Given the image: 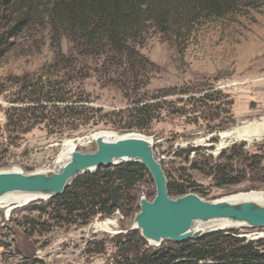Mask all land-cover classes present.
Returning <instances> with one entry per match:
<instances>
[{
    "label": "rangeland",
    "instance_id": "374dc122",
    "mask_svg": "<svg viewBox=\"0 0 264 264\" xmlns=\"http://www.w3.org/2000/svg\"><path fill=\"white\" fill-rule=\"evenodd\" d=\"M247 1L240 4L234 13L201 21L189 35L177 41L151 32L139 46L140 52L158 67L150 79L149 90L176 87V91L188 88L196 94L210 89L217 91L214 94L216 100L207 102V106L177 102V107L187 112L175 117L166 116L148 132L120 131L97 125L89 128L82 125L77 130H69L63 126V119L52 128L43 124H27L22 128L7 126L10 119L15 120L16 112L12 107L17 104H12V101L24 96L23 83L39 78L46 81L48 77L61 83L68 79L67 75L62 76L63 63L56 58L46 26L23 31L12 40L10 50L0 56V171L32 173L52 170L55 169L53 162L61 149V142L65 139L99 129L134 131L151 137L155 156L162 167L178 179L183 177L193 182L201 192H190L203 199H222L250 190L264 191V136L250 141L227 139L218 149L221 132L264 117V0ZM5 24V21H0V33L4 32ZM61 48L69 54L71 43L68 39L62 38ZM89 73V77L76 80L73 86L76 91H85L89 105L101 106L104 110L124 107L126 98L119 88L107 83L93 70ZM181 96L185 97L177 94L171 98ZM213 116L216 117L214 120ZM211 127L213 129L209 130ZM234 144H242V147L232 153L229 148ZM94 147V143H88L77 148L88 152ZM190 147L199 148L198 152L209 156L213 162L226 150L221 160L223 163L230 156L245 151L249 158L248 172L243 173L240 170L243 166H237L232 175L242 177L244 174L241 181L218 186L208 164L198 163L204 170L190 168V160L195 154L191 153L187 161L184 152ZM136 193L138 200L133 204L132 213L127 215L118 209L108 217L95 216L85 225L67 224L53 218V205L47 207L46 212L40 211L38 206L51 198L29 201L28 205L15 207L8 213L0 207V264H21L17 255L34 261L36 251L43 257L41 264H124L123 246L116 245V239L132 229L139 199L151 200L154 197L152 178L142 180L136 186ZM258 202L264 205V200ZM106 219L115 220L112 230L94 228L95 223ZM218 222L204 224L213 226ZM231 229L246 241L264 240V227L236 226ZM166 242L155 246L145 240V247L158 248ZM9 243L14 244V250L4 252ZM254 244L264 249V244Z\"/></svg>",
    "mask_w": 264,
    "mask_h": 264
},
{
    "label": "trees",
    "instance_id": "16d2710c",
    "mask_svg": "<svg viewBox=\"0 0 264 264\" xmlns=\"http://www.w3.org/2000/svg\"><path fill=\"white\" fill-rule=\"evenodd\" d=\"M246 2L0 0V21L6 22L4 32L0 33V56L10 50L12 40L23 31L46 26L56 58L63 63L62 76H68L63 83L49 77L46 81L39 78L23 83L24 96L12 101V104H17L12 107L16 112L15 120L10 119L7 126L22 128L27 124H43L52 128L63 119V126L69 130H77L82 125H87V128L97 125L120 131L148 132L166 116L175 117L187 112L177 107V102L207 106V102L216 100L214 94L217 91L214 89L200 94L188 88L176 91V87L149 90L150 79L158 67L140 52L139 46L151 32L177 41L189 35L201 21L234 13L240 4ZM62 38L71 43L69 54L62 51ZM90 70L121 90L126 98L124 107L104 110L101 106L89 105L85 91L73 88L76 80L82 81L90 76ZM177 94L185 97L171 98ZM215 118L212 117L213 120ZM241 145L234 144L229 151L233 153ZM198 149L190 147L184 150L187 161L191 153L195 154L190 160V168L199 169L198 163L201 162L208 164L218 186L241 181L244 174L242 177L232 175L237 166H243L240 169L243 173L248 172L249 158L245 151L230 156L223 163L221 160L226 150L213 162ZM164 171L171 196L200 191L189 179H178L166 169ZM145 178H151L148 170L136 161L99 166L93 172L77 175L63 193L38 208L46 212L47 207L53 205V218L67 224L85 225L95 216L108 217L118 209L128 215L138 200L136 186ZM253 242L264 244L262 239L246 241L237 235L235 229L209 232L183 243L167 241L158 248L145 247V239L137 229L128 230L116 239V245L123 246L124 264H264V249Z\"/></svg>",
    "mask_w": 264,
    "mask_h": 264
},
{
    "label": "water",
    "instance_id": "95a60500",
    "mask_svg": "<svg viewBox=\"0 0 264 264\" xmlns=\"http://www.w3.org/2000/svg\"><path fill=\"white\" fill-rule=\"evenodd\" d=\"M104 131L103 129L91 132ZM113 138L101 134L95 137L94 149L83 152L74 147L69 159L59 170L24 173L19 170L0 171V197L12 192L35 193L50 199L63 193L79 174L93 172L99 166H111L125 161H136L148 170L154 185L155 195L149 200L139 199V210L134 214L132 229L140 231L149 243L163 241L183 243L198 239L204 234L227 230L236 226L264 227V205L258 201L207 200L188 192L171 196L167 190V176L154 153L151 137L134 131L117 132ZM91 132L73 137V140H91ZM226 220L228 227H211L206 231H193L195 222Z\"/></svg>",
    "mask_w": 264,
    "mask_h": 264
},
{
    "label": "bare ground",
    "instance_id": "6f19581e",
    "mask_svg": "<svg viewBox=\"0 0 264 264\" xmlns=\"http://www.w3.org/2000/svg\"><path fill=\"white\" fill-rule=\"evenodd\" d=\"M90 134L91 136H89V139L91 141L89 143H95V137L98 134H101L106 138H113L116 135H118L117 133H113L111 131H106V130L96 131ZM263 136H264V117L260 118V120H253L251 122H247L246 124L240 127H235L232 130L230 129L228 131L221 132L220 133L221 140L218 149L224 145V142L227 139H237V140L239 139V140L250 141L253 139H258ZM85 143L88 144L87 139L76 141L71 138V139L63 140L61 142V149L53 162L55 168L54 170H59L61 166H63V164L69 159L70 152L73 150L74 147H78V145H86ZM36 199L46 200L47 196L41 194H35V193L12 192L0 197V207L5 208L6 209L5 212L8 213L10 210L14 209L15 207L21 205L24 206V204H26L27 202ZM222 199L233 202L242 201V200L260 201V200H264V191L250 190L246 192H239L236 194L225 196ZM204 223L205 222H195L192 230L206 231L211 227H228L232 225L230 222L226 220H219V222L213 226H206ZM115 225H116L115 220L106 219L103 222L95 223L94 228L96 230L110 231L112 230L111 227ZM152 244L156 245L157 243L152 242Z\"/></svg>",
    "mask_w": 264,
    "mask_h": 264
},
{
    "label": "built area",
    "instance_id": "2783aa9c",
    "mask_svg": "<svg viewBox=\"0 0 264 264\" xmlns=\"http://www.w3.org/2000/svg\"><path fill=\"white\" fill-rule=\"evenodd\" d=\"M29 203H27L26 205H28ZM24 205V206H26ZM20 207V206H18ZM22 207V206H21ZM14 244L13 243H9L7 245V247L4 249V252H11L10 250H14ZM3 250V249H2ZM33 258L35 259L34 261L27 259L26 257L22 256V255H17V261L21 264H41V261H43V257L42 255L39 253V251H36V253L33 255Z\"/></svg>",
    "mask_w": 264,
    "mask_h": 264
}]
</instances>
